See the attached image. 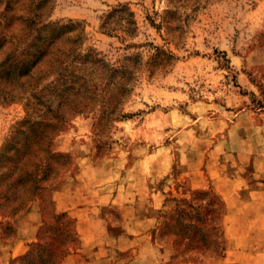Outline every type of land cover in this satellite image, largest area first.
Listing matches in <instances>:
<instances>
[{
    "label": "rangeland",
    "instance_id": "rangeland-1",
    "mask_svg": "<svg viewBox=\"0 0 264 264\" xmlns=\"http://www.w3.org/2000/svg\"><path fill=\"white\" fill-rule=\"evenodd\" d=\"M7 1L0 0L1 24ZM9 1L12 16L30 0ZM52 4V20L81 22L87 30L86 47L96 48L112 62L127 54H142L147 61L155 54L151 45L173 51L178 60L167 75L152 78L147 73L125 106L131 116L112 126L96 127L94 113L88 112L55 136L43 126L18 136L25 129L26 102L1 99L0 235L6 242L14 241L13 222L27 219L29 206L38 201L44 215L39 234L55 236L60 251L52 261L36 257L30 264H64L77 253L80 240L72 217L57 219L51 190L79 170L80 157L95 163L117 158L135 172L155 174V185L165 195L156 235L174 252L175 260L183 264L219 260L226 247L225 233L215 245L212 239L203 242L202 233L176 244L170 225L176 210L189 204L214 208L217 221L222 216L212 188L193 191L188 174L209 176L216 156L221 157L217 163L227 165L218 172H232L226 160L234 156L231 140H238L231 131L233 122L242 111L264 112V0H52ZM118 4L129 5L135 13L139 30L133 37L110 36L102 27L103 18ZM127 45L142 48L127 51ZM217 144L221 145L215 149ZM224 152L228 158L223 161ZM108 215L118 219L114 212ZM198 239L207 244L205 249L197 248Z\"/></svg>",
    "mask_w": 264,
    "mask_h": 264
},
{
    "label": "crops",
    "instance_id": "crops-1",
    "mask_svg": "<svg viewBox=\"0 0 264 264\" xmlns=\"http://www.w3.org/2000/svg\"><path fill=\"white\" fill-rule=\"evenodd\" d=\"M231 131L238 134L236 142L231 140L234 156L226 160L224 152L222 160L233 171L218 172L227 165L217 163L221 157L216 156L209 176L188 174L193 191L212 188L224 202L226 247L210 264H264V112L242 111ZM80 160L79 172L74 169L51 190L55 212L74 219L80 240L77 253L64 264H183L156 235L165 195L155 185V174L135 172L117 158L102 163L87 156ZM42 208L34 201L27 219L13 222L14 241L0 235V264L16 263L39 241ZM108 212L118 219L109 218Z\"/></svg>",
    "mask_w": 264,
    "mask_h": 264
},
{
    "label": "trees",
    "instance_id": "trees-1",
    "mask_svg": "<svg viewBox=\"0 0 264 264\" xmlns=\"http://www.w3.org/2000/svg\"><path fill=\"white\" fill-rule=\"evenodd\" d=\"M5 10V23H0V97L4 95L0 101L26 102L25 129L18 136L38 126L55 136L65 124L88 112L94 113L96 127L112 126L131 116L125 106L147 73L152 78L167 75L178 60L173 51L151 45L155 54L147 61L142 54H127L112 62L96 48L86 47L87 30L81 22L52 20V0H30L12 16L8 0ZM102 27L106 34L121 33L124 38L139 30L135 13L126 4L113 7ZM133 48L142 46H126L127 51ZM213 193L222 206L219 221L214 208H192L190 204L178 208L170 225L175 230L174 243L202 233L203 242L212 239L215 245L224 236V202ZM67 216L57 214V219ZM201 243V239L196 241L197 248L205 249L207 244ZM59 247L55 236L39 234V241L21 261L30 264L36 257L52 261Z\"/></svg>",
    "mask_w": 264,
    "mask_h": 264
}]
</instances>
